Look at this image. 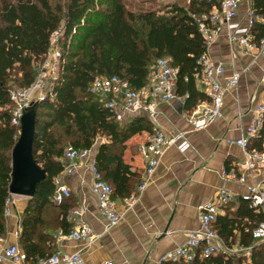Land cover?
<instances>
[{
    "label": "trees",
    "instance_id": "obj_1",
    "mask_svg": "<svg viewBox=\"0 0 264 264\" xmlns=\"http://www.w3.org/2000/svg\"><path fill=\"white\" fill-rule=\"evenodd\" d=\"M221 1L137 0V8H130L127 0H0L1 235L6 203L11 198L12 153L21 132V126L11 124L14 105L10 90L14 86L29 88L35 82L52 34L64 30L60 78L46 100L31 108L36 116L33 155L47 177L29 200L23 217L20 245L28 261L55 254H46L43 247V240H53L45 235L48 229L69 232L68 212L75 205H67V200L72 193L58 206L53 200L54 179L63 171L60 159L67 147L95 149L97 168L113 187L115 197L131 196L140 182L139 175L124 163V152L131 138L152 133L154 126L142 116L119 123L91 94L92 83L99 77H118L141 90L148 85L157 60L171 57L179 70L177 95L185 99L186 109L192 112L207 99L198 91L195 79L201 72L198 60L206 51L197 18L220 8ZM252 11V32L259 43L264 39V0H253ZM99 138L106 142L96 150ZM263 138L264 128L255 141L257 150H261ZM262 222L264 211L258 212L243 201L237 211L220 216L215 224L226 245L235 243L240 235V245L251 250L250 263L217 255L208 259L198 256L191 263L166 264H264V241L253 238V231Z\"/></svg>",
    "mask_w": 264,
    "mask_h": 264
},
{
    "label": "crops",
    "instance_id": "obj_2",
    "mask_svg": "<svg viewBox=\"0 0 264 264\" xmlns=\"http://www.w3.org/2000/svg\"><path fill=\"white\" fill-rule=\"evenodd\" d=\"M161 1L172 3L191 0ZM252 5L253 0H241L238 16L230 25L223 26L222 36L210 49L212 58L226 66L225 77H230L235 71L243 73L238 88L225 95L224 117L205 130L194 131L187 120L191 111L186 109L184 98L178 96L169 104H161L155 126L168 137L180 134L183 136L166 152L152 183L133 209L126 210L123 199L114 196L117 209L123 214V218L111 229L100 215L98 199L92 192L93 175L90 166L80 162L72 176L63 177V182L72 193L67 205H75L68 212V228L71 231L84 222L100 237L94 242L64 241L58 238V231H63L62 228L48 229L45 235L51 236L53 240L42 241L46 254L59 251L67 254L79 253L83 264H101L108 260L116 264H160L168 252L185 243L189 232L199 228V208L209 202L219 189L227 187L237 194L220 216L229 213L232 215L238 210L243 202L241 196L247 193V185L224 182L222 171L232 168L244 159L243 150L236 145H230L228 141L245 135L252 121L253 109L260 102H264V55L246 54L238 44L230 42L229 33L231 30L240 34L245 32L247 12L252 9ZM244 70L247 71L244 73ZM196 86L205 95L197 80ZM149 133L137 134L126 144L124 163L139 175L140 180L134 192H137L146 168V160L139 153L138 147L146 142ZM257 140L252 141L251 149H256L254 145ZM100 145L96 146V150ZM256 183L264 188V173L249 176L248 185ZM12 198L15 203L11 207V214L5 216L3 236L7 241L6 245L19 244L21 247L23 217L31 198ZM76 211L81 214L76 216ZM227 246L232 251L229 255H241L250 263L251 250L240 245V235H237L235 243ZM37 261L27 260L25 264H38ZM2 264L13 263L6 261Z\"/></svg>",
    "mask_w": 264,
    "mask_h": 264
},
{
    "label": "built area",
    "instance_id": "obj_3",
    "mask_svg": "<svg viewBox=\"0 0 264 264\" xmlns=\"http://www.w3.org/2000/svg\"><path fill=\"white\" fill-rule=\"evenodd\" d=\"M211 1V0H209ZM241 0H222L220 8H214L209 15L197 18L200 32L203 36L206 51L200 56L198 65L201 72L196 75V80L203 87L207 97L206 101L197 106L189 116L188 122L194 131L207 129L215 121L224 117L223 107L225 95L239 86L243 73L234 72L230 77H225L226 66L215 61L211 54V47L222 36L223 26L230 25L238 16ZM255 16L252 9L247 12V29L244 33L231 30L229 39L231 43L238 44L248 55H264V39L256 42L253 34ZM75 32V30H74ZM64 30L55 31L50 38V49L43 62V71L40 72L35 82L29 88L13 87L10 90V100L13 103L12 121L13 126H21V120L28 109L34 104L45 101L55 82L60 78L63 70L64 58L60 48V39ZM247 70H244V73ZM179 70L173 65L171 57H163L157 60L152 67L148 85L135 90L128 81L118 77H99L90 87L92 95L97 97L119 123L128 121V117L142 116L148 118L153 124V132L148 135L145 143L139 145L138 150L146 160L145 175L138 187L137 192L122 200L126 210H131L137 205L152 178L158 170L166 152L173 147L183 136L168 137L161 129L155 126L158 118V108L161 104H169L178 98L177 81ZM38 99L34 101V95ZM40 101V102H39ZM264 128V102H260L252 111V121L246 129L245 135L237 140H230V145H236L243 150L244 159L237 162L232 168L223 170L222 177L226 183L247 185V193L241 199L248 202L258 212L264 211V188L258 183L248 185L249 176L264 173V138L261 150L251 149L253 140L260 139ZM103 139L100 144L105 143ZM63 166L62 173L54 179L55 194L54 203L60 205L64 199L70 196V188L63 182V177L72 176L80 162L90 166L93 175L92 192L99 202L100 215L108 222L109 228L117 226L123 214L117 209L114 200V189L102 177L98 170L95 159V149H76L69 146L65 149L60 159ZM11 198L6 203L5 216L11 214V207L15 200ZM237 197V194L227 187L219 189L212 199L199 208V228L187 234L185 243L168 252L160 261L166 263H191L197 259H208L217 255L229 256L231 249L220 238L215 229V224L220 213L225 210ZM80 215V211L74 213ZM100 236L95 235L92 228L81 222L75 229L68 233L58 231L60 240L96 241ZM253 238L264 241V222L254 231ZM6 239L0 234V264L10 262L13 264H25L27 256L19 244L6 245ZM38 264H83L79 253L67 254L62 251L54 255L40 259ZM101 264H116L108 260Z\"/></svg>",
    "mask_w": 264,
    "mask_h": 264
},
{
    "label": "water",
    "instance_id": "obj_4",
    "mask_svg": "<svg viewBox=\"0 0 264 264\" xmlns=\"http://www.w3.org/2000/svg\"><path fill=\"white\" fill-rule=\"evenodd\" d=\"M32 108V107H31ZM21 120L20 138L12 153V180L9 192L13 196L33 198L47 173L35 161L33 147L36 133V116L32 109Z\"/></svg>",
    "mask_w": 264,
    "mask_h": 264
},
{
    "label": "rangeland",
    "instance_id": "obj_5",
    "mask_svg": "<svg viewBox=\"0 0 264 264\" xmlns=\"http://www.w3.org/2000/svg\"><path fill=\"white\" fill-rule=\"evenodd\" d=\"M137 0H127V5L130 7V8H137ZM62 30H63V28H62ZM42 67H43V64L41 65V67H40V70H39V74H40V72L41 71H43V69H42ZM39 74H38V76H39ZM37 76V77H38ZM37 79V78H36ZM14 87H16V86H14ZM38 95L36 94V95H34V101H36L35 99H38ZM40 102V101H39ZM41 102H43V101H41ZM40 102V103H41ZM36 103H37V101H36ZM103 140V138H99V139H97V141H96V146L98 145V144H100V142ZM95 146V147H96ZM234 257H236L238 260H240V259H245V262H247V259L245 258V257H243V256H241V255H239V256H234Z\"/></svg>",
    "mask_w": 264,
    "mask_h": 264
}]
</instances>
